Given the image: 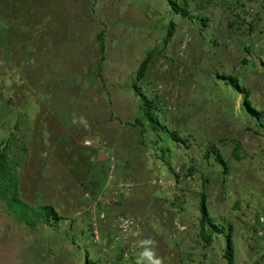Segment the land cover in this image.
Listing matches in <instances>:
<instances>
[{"label": "rangeland", "instance_id": "1", "mask_svg": "<svg viewBox=\"0 0 264 264\" xmlns=\"http://www.w3.org/2000/svg\"><path fill=\"white\" fill-rule=\"evenodd\" d=\"M180 7L0 0V264H264V0Z\"/></svg>", "mask_w": 264, "mask_h": 264}, {"label": "trees", "instance_id": "2", "mask_svg": "<svg viewBox=\"0 0 264 264\" xmlns=\"http://www.w3.org/2000/svg\"><path fill=\"white\" fill-rule=\"evenodd\" d=\"M168 6L171 8L172 12H174L175 14H180L181 16H183L185 14V10L182 9V7H180V0H166ZM158 23V27L159 29H164L165 30V35L163 38V42L162 45H165L172 33V23L170 21L168 22H163L162 20H157ZM166 23V24H165ZM160 24V25H159ZM102 33V32H101ZM101 36L102 34L97 36V40L101 41ZM157 54H159V50L157 49H153L148 51L141 64L138 66V68L134 71L133 74V84H135V82L139 81L141 79V77L143 76L147 64L150 63V59L153 56H156ZM100 63L98 62L96 67H99ZM131 81V83H132ZM134 88V85H133ZM139 97H140V102H139V106L138 109L140 110V112H142V118H141V122L137 119L135 122L137 125H139L140 127H142V122L143 120H147L150 124L152 125H156V123H154V118L153 116L150 114L149 110L151 109V104L152 101L146 99V97L144 95H142L141 93H138ZM155 130V129H154ZM168 139H172L175 140L174 135L172 133H168L167 134ZM12 141L13 139H9V141ZM215 152V147L211 146L210 149L206 152V155L208 153H212ZM11 166H6V165H2V162H0V200H10L7 203L9 204V206H13L15 209V206H18V211H19V215L18 216H22V217H26L25 215L27 214H31L34 217L38 218V219H49V218H53L55 217L54 211L52 210L51 206L49 205H44V206H37V207H30V208H26V206L24 207L23 204L19 203L18 200V196L16 194V187L18 185H16L17 179L14 178V176L11 174ZM193 171L192 167L188 168V172L191 173ZM10 198V199H9ZM4 204V203H3ZM12 209V207L10 208ZM16 210V209H15ZM16 212V211H15ZM14 213V210H13ZM201 213H202V219H206V214L204 209H201ZM26 223L30 224V221H26ZM207 241V239H205ZM227 250L225 252V257L228 259L229 263L231 262V258H230V250H229V238H227ZM88 262V261H87Z\"/></svg>", "mask_w": 264, "mask_h": 264}, {"label": "clouds", "instance_id": "3", "mask_svg": "<svg viewBox=\"0 0 264 264\" xmlns=\"http://www.w3.org/2000/svg\"><path fill=\"white\" fill-rule=\"evenodd\" d=\"M144 243H150V241H145ZM142 255L146 257L150 264H162V261L159 258H154V253L148 250H145Z\"/></svg>", "mask_w": 264, "mask_h": 264}, {"label": "water", "instance_id": "4", "mask_svg": "<svg viewBox=\"0 0 264 264\" xmlns=\"http://www.w3.org/2000/svg\"><path fill=\"white\" fill-rule=\"evenodd\" d=\"M102 158H104V156L103 155H101V154H98V156H97V161H100Z\"/></svg>", "mask_w": 264, "mask_h": 264}]
</instances>
